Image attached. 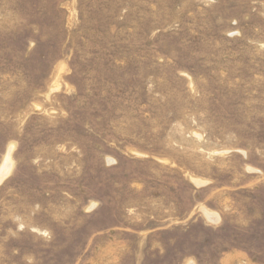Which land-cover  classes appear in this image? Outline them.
Listing matches in <instances>:
<instances>
[{
	"label": "rangeland",
	"instance_id": "rangeland-1",
	"mask_svg": "<svg viewBox=\"0 0 264 264\" xmlns=\"http://www.w3.org/2000/svg\"><path fill=\"white\" fill-rule=\"evenodd\" d=\"M7 160L0 264H264V0H0Z\"/></svg>",
	"mask_w": 264,
	"mask_h": 264
},
{
	"label": "bare ground",
	"instance_id": "bare-ground-1",
	"mask_svg": "<svg viewBox=\"0 0 264 264\" xmlns=\"http://www.w3.org/2000/svg\"><path fill=\"white\" fill-rule=\"evenodd\" d=\"M9 155H10V153H9ZM9 155H8V157H9ZM7 159H8V158H7ZM9 161H10V160H7V161L4 163L3 167L1 168V170H0V181H1L2 177L6 175V170H9L10 167H11ZM7 173H8V172H7ZM212 218H213V217H212Z\"/></svg>",
	"mask_w": 264,
	"mask_h": 264
}]
</instances>
